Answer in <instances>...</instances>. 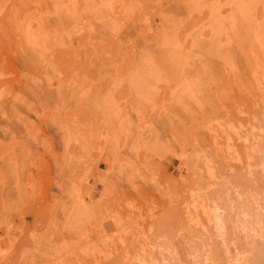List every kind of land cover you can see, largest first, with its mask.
Segmentation results:
<instances>
[{
	"label": "rangeland",
	"instance_id": "1",
	"mask_svg": "<svg viewBox=\"0 0 264 264\" xmlns=\"http://www.w3.org/2000/svg\"><path fill=\"white\" fill-rule=\"evenodd\" d=\"M259 252L264 0H0V264Z\"/></svg>",
	"mask_w": 264,
	"mask_h": 264
},
{
	"label": "crops",
	"instance_id": "2",
	"mask_svg": "<svg viewBox=\"0 0 264 264\" xmlns=\"http://www.w3.org/2000/svg\"><path fill=\"white\" fill-rule=\"evenodd\" d=\"M45 81H41V84H38V91L35 92L34 96V103L28 106V109L30 110L28 113H26V116H23L24 123H30L28 119L32 115H38V110L40 108H43L44 111H47L49 109V104L56 103V100L60 98L62 100V104L66 107L74 106V98H76L74 94L70 91H62L60 89H53L49 87L48 90L44 89V83ZM47 83V82H46ZM55 85V84H52ZM50 85V86H52ZM95 95H101V93L97 92ZM108 95H115V92L111 90H108ZM36 110L35 112L33 111ZM45 124V123H44ZM47 127V124H46ZM17 127H8V129H16ZM14 134V133H13ZM16 136V135H13ZM35 145V144H34ZM34 149L37 150V146L34 147Z\"/></svg>",
	"mask_w": 264,
	"mask_h": 264
},
{
	"label": "bare ground",
	"instance_id": "3",
	"mask_svg": "<svg viewBox=\"0 0 264 264\" xmlns=\"http://www.w3.org/2000/svg\"><path fill=\"white\" fill-rule=\"evenodd\" d=\"M168 238H170V237H168ZM171 239V238H170ZM127 247V246H126ZM124 248H125V246H124ZM141 249H142V247H141ZM259 250V249H258ZM259 253H261V252H259ZM110 254V253H109ZM116 254V253H115ZM116 256V255H115ZM256 256V258L254 259V261L252 262V263H254V264H264V253H261V254H257V255H255ZM150 257V256H149ZM178 260V259H177Z\"/></svg>",
	"mask_w": 264,
	"mask_h": 264
}]
</instances>
